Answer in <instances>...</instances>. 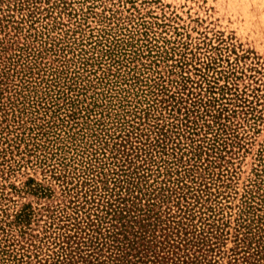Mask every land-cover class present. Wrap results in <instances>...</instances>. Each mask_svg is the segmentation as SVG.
Instances as JSON below:
<instances>
[{"label":"rangeland","instance_id":"obj_1","mask_svg":"<svg viewBox=\"0 0 264 264\" xmlns=\"http://www.w3.org/2000/svg\"><path fill=\"white\" fill-rule=\"evenodd\" d=\"M208 83L227 105L219 141L182 137L161 151L132 139L141 128L150 137L160 126L175 130L184 109L170 110L168 95L206 97ZM63 96L82 111L75 139L66 137L71 121L57 118L67 111ZM121 121L139 127L133 141L93 140ZM112 149L129 152L140 173L149 168L146 186L161 180L159 167L170 170L166 181L190 167L184 202L196 227L207 222L218 233L213 264L243 253L237 237L264 243V0H0V264H62L63 238L84 216L74 207L88 187L80 184L86 162L110 176Z\"/></svg>","mask_w":264,"mask_h":264},{"label":"trees","instance_id":"obj_2","mask_svg":"<svg viewBox=\"0 0 264 264\" xmlns=\"http://www.w3.org/2000/svg\"><path fill=\"white\" fill-rule=\"evenodd\" d=\"M207 87V93L210 94L204 96L205 99L200 91L197 93L190 91L188 98L183 97V91H177L176 95L174 90L169 95L166 93L168 97L175 99L170 110H174L172 108L175 105L176 110L184 109L183 116L174 115V119L179 124H175L177 126L173 125L175 122L170 124L175 127V130L156 126V130H151L154 135L150 137L148 134H141L142 128L135 133L133 129L139 127H134L133 123L121 121L120 127H117L118 131L105 135L104 140L101 137L93 140L133 141L130 137L134 132L136 134L132 137L134 141H154L149 145L153 144L152 147H158L161 151L164 150V141H182V137L185 141H219L220 134L225 130V123H220L221 114L227 110V105L220 101L221 97L215 96L216 92L213 90L215 88L212 85L208 83ZM224 89L227 90L228 87L225 85L219 87L221 92L218 93L224 94ZM179 94L178 98L175 97ZM186 95L189 96V94ZM63 99L66 101L64 109L67 111H64V117L59 115L57 118L60 120V125L71 121L70 125H64L69 126L66 137L75 139V134L78 132L70 134L69 132L72 126L78 123L77 120L83 118L82 111L76 108L75 99L64 98V96ZM56 100L55 98L52 102ZM84 110L87 112L86 117L89 118L91 109ZM205 116L210 117L211 121L218 126L216 130H213V124L210 125V121H206V118L199 122ZM51 118L55 117L51 116ZM93 121L101 123V117L95 116ZM47 124L50 129L60 126L51 120H48ZM138 125L140 126V123ZM181 125L183 127L179 128ZM201 130L205 131L202 137H199ZM170 131H174L175 134L171 135ZM52 133L56 134V139L62 140L59 132L54 130ZM43 134L44 132L41 135ZM223 141H225L224 138ZM178 144L176 142L174 146L177 147ZM196 148L190 143L185 149L189 151L187 155L191 154L189 161L191 160L199 168L203 165L196 164L200 162L201 156V152L193 151ZM110 153H113L108 156L111 161L109 163L112 164L109 165L108 175L110 176L101 171L97 174L93 173L91 158L86 162L88 166L82 172L80 184L88 185V187L83 192L80 207H74L80 213L83 210L84 216H80V220L74 223V234L65 235L63 238L65 240L62 242L65 246L60 247L59 251L62 264H213L215 259L214 261L209 259L208 253L215 255L212 252L217 243L213 240L218 237V233L213 232L212 226L207 222H202L199 228L196 227L193 221L194 206L189 207V203L184 202V198H187L185 194L190 188L185 182V177L191 176L190 167H184V171L187 172L184 175L176 170L177 178L167 181L165 175L170 176V170L165 169L161 172L159 167L157 174L163 175L161 180H154V184L146 186L145 182H148L150 175H147L149 173L145 170L149 168H142L140 173V170H136L132 157H129V152L125 154L123 150L120 152L119 149H112ZM101 155L104 157L105 153L102 151ZM94 159L92 161H97L98 157ZM150 162H147V157L144 158L143 163L152 164ZM191 182L194 183L193 178ZM171 200L175 201L173 205L175 210L168 206ZM74 220H78V217H74ZM239 227L246 226L239 225ZM249 237L251 240L255 239L253 243L255 246L251 247L248 242L244 243L248 237H237L238 248L245 249L239 255L241 260L237 261L239 257L237 255L229 261V264H264V243L260 239L256 240L253 234ZM233 254L236 255V253Z\"/></svg>","mask_w":264,"mask_h":264}]
</instances>
